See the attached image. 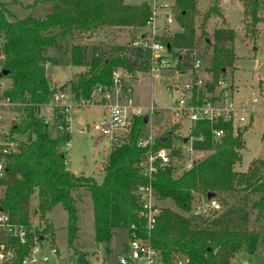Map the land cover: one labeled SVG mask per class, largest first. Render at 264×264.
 <instances>
[{"label": "trees", "instance_id": "obj_1", "mask_svg": "<svg viewBox=\"0 0 264 264\" xmlns=\"http://www.w3.org/2000/svg\"><path fill=\"white\" fill-rule=\"evenodd\" d=\"M46 1L51 8L42 18L26 16L15 20L8 19V12L0 4V71L6 72L0 78L9 80V86L0 92V99L7 98L15 104L11 109L16 113V118L4 129V136L16 143V151L9 156L0 179V211L27 227L31 226L30 214L34 215L38 222L33 233L43 238L49 235L48 240L54 245V231L47 214L60 207L66 216L64 229L70 250L77 232L73 192L84 189L91 200L94 244L105 256L102 264L108 263L106 257L114 231L129 232L130 226L148 240L166 264L176 258L197 264H229L239 252L248 258L254 256L264 242V153L245 171L235 170L240 163L244 129L232 132L229 124H196L191 136L202 140H194L193 149L209 153L189 170L176 174L171 167L152 176L150 183L157 202L170 201L180 213L161 207L148 235L137 216L135 196L136 188L148 182L138 166L148 152V148L137 146L138 138L144 134L142 117L133 118L128 134L120 143L110 145L99 184L91 177L68 170L62 150L69 142L64 111L53 109L54 136L40 115V108L58 92L46 76V67L53 62L49 51L59 38L89 39L105 28L139 30L123 46L70 45L69 64L80 71L62 86V92L74 100L88 99L95 86L110 85L114 69L124 70L130 77L147 69L148 52L132 47L131 43L139 37L149 11L145 2L131 5L123 0ZM170 2L173 13L176 10L174 22L179 31L161 41L175 61L173 68L183 72L191 69L193 48L197 39L202 40L205 51L210 52L206 72L212 81L205 83L209 92L217 80H224L226 70L232 68L234 32L220 27L207 35L206 20L219 14L220 0H211L197 27L189 17L195 0ZM263 10L264 0H242L246 35H256ZM211 128H223L226 134L220 140H213ZM261 140L264 142V133ZM169 145V132L165 131L153 140L151 150ZM32 196L36 201L30 212ZM207 196L217 201L219 210L208 211L207 217L198 221L191 219L192 207L207 200ZM68 258L89 264L82 252L72 250Z\"/></svg>", "mask_w": 264, "mask_h": 264}, {"label": "rangeland", "instance_id": "obj_2", "mask_svg": "<svg viewBox=\"0 0 264 264\" xmlns=\"http://www.w3.org/2000/svg\"><path fill=\"white\" fill-rule=\"evenodd\" d=\"M145 0H123L125 4L137 5ZM164 2V0H163ZM166 2V0H165ZM0 4L9 14V20L23 19L26 16L42 18L49 13L51 5L46 0H0ZM211 0H195L193 11L189 13V17L193 19L195 27H197L202 16L210 7ZM218 15H211L205 24L207 35L210 36L215 28L226 27L234 32L232 49L234 52V61L232 68L225 72V82L228 88L224 90L215 88L213 85L211 91H206L207 95L232 93V101L237 104L242 99H249L251 91L258 88L264 102V10L260 14L261 22L257 25L256 35L249 36L245 34L243 28L242 0H220L218 3ZM173 11V9H172ZM176 10H174V13ZM139 30L129 28H105L95 33L89 39H57L54 47L49 51L53 62L46 67V76L50 81L52 88L59 89L80 69L70 66L68 61L69 47L72 44H99L102 46H123L134 39ZM179 31L176 22L160 32L159 39L171 37ZM198 34V33H197ZM194 57L201 59L202 69L199 73H191L188 75L178 76V70L170 68L168 71L161 73L159 79L150 80L146 70L139 71L133 77L125 79L127 84L132 88V98L137 105L147 108L154 106L156 111L152 115H147V123L143 128L144 134L151 133L152 136H159L170 128V113L168 108L172 105L173 100L177 97V92L173 89L167 92L166 86L176 84L181 85L187 78H198L205 83L212 80L210 74L206 72L208 65L209 51H205L204 44L201 39H197L193 48ZM184 50L181 51L183 54ZM189 71V70H186ZM9 86V80L5 77L0 78V92ZM229 90V91H228ZM171 95V96H170ZM260 97L255 105V110L251 114L250 123L242 132V149L239 151L240 163L235 166L238 172L246 170L248 165L257 159L262 158L264 153V142L261 136L264 133V104ZM40 115L48 123V131L51 136L55 134L53 123V109L49 106L40 108ZM102 115V109L99 107L79 108L68 113V130L69 142L62 147L68 163V169L72 173H76L85 177H91L95 183L99 184L103 178L102 166L105 162L106 154L110 147L109 140L105 138H97L91 132L90 127L96 123ZM2 122L12 121L16 118V113L12 109H4L2 111ZM209 152L196 151L195 160L199 161ZM75 198V207L77 215V232L72 240L70 250L67 248L65 226V213L60 207H55L47 214L48 222L53 228L54 245L61 251L64 256L69 257L71 251L82 252L86 255V259L91 264L101 263L103 261L102 251L95 246L93 240V223L91 212V200L89 193L84 189L73 192ZM35 197L32 196L29 201V211L31 212L35 206ZM159 208L168 207L174 212L180 213L173 207L170 201L157 202ZM31 227L37 226V218L30 214ZM49 239V235L45 236ZM126 241V230L117 229L112 235L109 248L110 253L106 257V261L114 263L118 254L122 250L123 243ZM99 259V260H98ZM249 262L251 264H264V242L258 247L252 258H248L243 252H239L234 256L229 264H243Z\"/></svg>", "mask_w": 264, "mask_h": 264}, {"label": "built area", "instance_id": "obj_3", "mask_svg": "<svg viewBox=\"0 0 264 264\" xmlns=\"http://www.w3.org/2000/svg\"><path fill=\"white\" fill-rule=\"evenodd\" d=\"M148 7V17L141 29L139 37L131 43L134 48L148 52L147 76L150 80L161 78L160 74L172 68L173 61L167 52V46L161 41L160 32H165L174 22V13L170 0H145ZM192 53L191 69L178 72V76L199 73L202 69L201 59ZM129 76L124 70L114 69L111 72L110 85H97L88 99L74 100L71 96L58 91L52 99L43 106L52 109H62L65 120L68 122V113L79 108L99 107L104 112L102 117L90 127L97 138L109 140L110 145L120 143L128 134L133 118L152 115L156 111L154 106L143 108L137 105L132 98V88L125 82ZM215 88H228L224 80H217ZM177 92L176 99L168 108L171 119L169 121L170 145L167 148L151 150L153 140L157 136L142 134L137 140V146L148 148L147 155L139 163L141 173L147 178V183L135 190L138 201L137 216L142 221V230L146 235L153 228L160 208L157 205L154 190L150 183L152 176L158 171L174 167L175 173L192 168L196 151L193 149L194 140L201 141L202 137L194 139L191 132L198 123L206 122L210 125L218 123L229 124L231 131L243 130L250 123L251 114L255 110L258 98L263 102L258 88L251 91L250 98L242 99L235 104L232 93L224 96L206 94L205 82L195 77H189L181 85L166 86L167 92ZM229 91V90H228ZM171 96V95H170ZM264 104V102H263ZM15 107L9 99H0V179L3 178L5 165L9 156L16 151V143L4 136V129L11 122H2V111ZM264 114V113H263ZM46 123L47 121L44 120ZM213 140L222 139L226 130L211 128ZM172 152L177 154L173 155ZM216 200L209 198L196 203L189 217L200 220L207 217L208 211H218ZM99 260V259H98ZM0 264H79L76 258H68L53 245L50 240L36 237L33 228L13 221L7 214L0 211ZM91 264V263H89ZM102 264V263H97ZM107 264H166L162 261L159 252L155 250L146 238L138 235L137 229L129 227L126 232V242L114 263ZM170 264H197L186 258H176ZM243 264H251L244 262Z\"/></svg>", "mask_w": 264, "mask_h": 264}, {"label": "water", "instance_id": "obj_4", "mask_svg": "<svg viewBox=\"0 0 264 264\" xmlns=\"http://www.w3.org/2000/svg\"><path fill=\"white\" fill-rule=\"evenodd\" d=\"M6 75V72L5 71H3V70H1L0 71V76H5ZM58 91H62V87H60L59 89H58ZM147 123V117L146 116H144L143 117V124H146ZM165 139V136H163L162 137V140H164ZM210 198V196H207V199H209Z\"/></svg>", "mask_w": 264, "mask_h": 264}, {"label": "crops", "instance_id": "obj_5", "mask_svg": "<svg viewBox=\"0 0 264 264\" xmlns=\"http://www.w3.org/2000/svg\"><path fill=\"white\" fill-rule=\"evenodd\" d=\"M137 104V103H136ZM103 111H102V115H103ZM102 115H101V117H102ZM241 141H242V139H241ZM243 145V144H242ZM67 167H68V163H67ZM69 170V169H68ZM245 171V170H244ZM239 172V171H238ZM240 172H242V171H240ZM73 174H75V175H79V174H76V173H73ZM126 242V241H125ZM125 242L123 243V246H122V248L124 247V245H125ZM252 257H254V256H251L250 258H252Z\"/></svg>", "mask_w": 264, "mask_h": 264}]
</instances>
